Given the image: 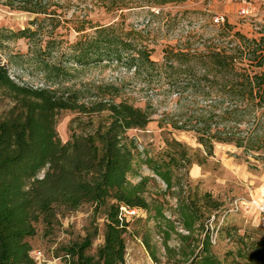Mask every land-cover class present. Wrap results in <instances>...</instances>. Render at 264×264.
Instances as JSON below:
<instances>
[{
  "label": "trees",
  "instance_id": "obj_1",
  "mask_svg": "<svg viewBox=\"0 0 264 264\" xmlns=\"http://www.w3.org/2000/svg\"><path fill=\"white\" fill-rule=\"evenodd\" d=\"M178 1L184 0H155L147 7L151 15L157 16L153 9L159 8L161 14L165 5ZM106 9L122 12L131 7ZM113 28L97 26L95 39H81L75 44L77 66H89L104 58L116 63L125 59L124 64L136 74L141 70L166 72L169 66L172 73L168 78L177 94L190 88L199 91L204 80L215 83L217 89H210L214 91L212 98L218 99L223 112L211 114L197 132L203 149L193 150L175 139H167V149L161 156L146 157L141 162L139 147L128 132L144 129L152 121L148 106L136 107L125 100L87 104L81 101L79 92L55 87L60 85L59 73L50 85L48 81L35 87L13 78L0 63V98L13 104L9 114L0 119V264H37L29 242L37 235L36 224L43 220L52 225L59 209L75 212L84 205H92L95 215H103L104 243L95 255L90 254L99 231H89L81 242L64 246L62 256L57 254L56 258L67 264H126L129 223L122 208L154 211V219L166 224L167 229L161 233L164 258L159 257L150 238H144L156 264H223L213 253L207 224L222 205L210 192L191 190L186 195L179 172L188 171L195 164L207 165L214 157L216 144L234 145L247 155L257 154V160L264 163V73L254 71L264 66V34L260 39H248L228 26V35L239 41L236 46L213 45L194 52L166 50L164 63H160L152 59V49L122 39ZM27 32L22 34L27 36ZM46 69L50 67L47 65ZM65 111L107 115L94 132L74 134L63 143L57 123ZM215 119L231 125L220 129ZM252 123L253 131L245 129V124ZM174 128L187 130L185 124ZM141 164L166 184L167 192H177L173 193L178 201L177 215L187 235L177 231L175 222L166 216L163 203L148 201L150 178L132 182L130 177L138 174L136 166ZM174 234L181 240L178 249L169 245Z\"/></svg>",
  "mask_w": 264,
  "mask_h": 264
},
{
  "label": "rangeland",
  "instance_id": "obj_2",
  "mask_svg": "<svg viewBox=\"0 0 264 264\" xmlns=\"http://www.w3.org/2000/svg\"><path fill=\"white\" fill-rule=\"evenodd\" d=\"M152 1L155 0H0V63L13 78L35 87L44 86L48 81L50 85L59 73L60 85L55 87L79 92L81 101L87 104L125 100L136 107L148 106L153 113L152 121L144 129L128 132L139 147L141 162L146 157L161 156L167 149V139H175L193 150L203 149L198 144L197 132L203 129L211 114L223 112L218 99L212 98V92L217 89L215 83L204 80L199 91L190 88L177 94L168 78L172 73L169 66L166 72L141 70L136 74L124 64L125 59L116 63L104 58L99 63L79 67L74 46L81 39H95L97 26L113 25L112 31L117 36L147 46L153 50L152 59L164 63L166 50L194 52L213 45L226 47L233 43L236 46L239 41L228 35V26L248 39H260L264 34L261 23L264 11L260 4L254 3L249 14L242 16L240 0H184L165 5L161 14L159 8L153 9L157 15L153 16L147 7ZM120 5L131 9L106 11V7L111 6L113 10ZM216 16L223 17L224 22L214 23ZM79 29L85 31L80 33ZM25 31H29L27 36L22 34ZM254 71L264 73V66ZM12 107L8 99L0 98V119ZM106 115L62 112L58 117V135L66 143L74 134L92 133ZM214 121L220 123V129L231 125ZM177 124H185L187 130L175 129ZM244 127L253 131L255 124ZM255 155H247L234 145L216 144L214 157L207 165L195 164L188 171L179 172L186 195L191 190L201 194L210 192L222 205L207 224L214 238L213 253L223 264H264V215L257 206L264 204V163ZM136 169L138 174L130 177L132 182L150 178L148 201L163 203L164 212L175 222L177 231L187 235L177 215L178 201L173 194L177 192H167L166 184L145 165H137ZM154 215V211L144 210L127 214L126 264H156L144 245L145 237L150 238L159 257L164 258L161 233L167 226L158 223ZM36 227L37 235L29 242L37 264H45L38 259V252L43 253L49 262L46 264H67L64 259L55 261L57 254L62 256L64 246L81 242L95 228L99 233L90 254L95 255L104 243L105 219L101 214H94L92 205H84L75 212L59 209L52 225L40 220ZM169 245L178 249L180 238L174 234Z\"/></svg>",
  "mask_w": 264,
  "mask_h": 264
},
{
  "label": "built area",
  "instance_id": "obj_3",
  "mask_svg": "<svg viewBox=\"0 0 264 264\" xmlns=\"http://www.w3.org/2000/svg\"><path fill=\"white\" fill-rule=\"evenodd\" d=\"M242 5H243V9L241 10V15L242 16H247L252 8V5L254 3H258L260 4V7L262 8V10L264 11V0H240ZM222 22H224V18L221 16H216L214 17V23L221 24ZM263 28H264V16L262 18L261 21ZM256 204V203H255ZM259 208V211L262 215H264V204L263 205H257ZM122 211L125 213L123 216L127 215V214H136L137 210H128L126 208H122ZM127 213V214H126ZM211 240L214 241L213 236H211ZM37 257L39 260H41V262L49 263L48 261L45 260V256L43 255L42 252H38L36 253ZM60 259H55V261H59Z\"/></svg>",
  "mask_w": 264,
  "mask_h": 264
}]
</instances>
